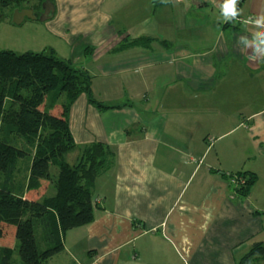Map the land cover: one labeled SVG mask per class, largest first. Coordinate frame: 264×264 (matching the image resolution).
<instances>
[{
	"label": "crops",
	"instance_id": "crops-1",
	"mask_svg": "<svg viewBox=\"0 0 264 264\" xmlns=\"http://www.w3.org/2000/svg\"><path fill=\"white\" fill-rule=\"evenodd\" d=\"M49 1L32 42L86 70L107 105L79 94L65 160L92 142L113 159L92 187L93 220L45 264H235L264 244V61L236 43L252 26L220 22L219 0ZM239 7L254 16L264 0ZM235 172L255 176L246 196Z\"/></svg>",
	"mask_w": 264,
	"mask_h": 264
},
{
	"label": "trees",
	"instance_id": "trees-1",
	"mask_svg": "<svg viewBox=\"0 0 264 264\" xmlns=\"http://www.w3.org/2000/svg\"><path fill=\"white\" fill-rule=\"evenodd\" d=\"M25 1L0 0V19L7 17L4 9H21ZM42 2L33 0L30 7L39 10ZM81 93L97 108H107L93 97L89 73L69 60L52 51L0 50V264H12L15 242L19 264H45L63 250L67 230L93 220L92 187L113 153L92 142L79 148L73 164L65 160L77 147L68 113ZM17 171L23 172L16 180ZM234 174L245 179L234 191L246 196L255 176L228 175ZM50 184L54 193L46 195ZM235 264H264V244H252Z\"/></svg>",
	"mask_w": 264,
	"mask_h": 264
},
{
	"label": "clouds",
	"instance_id": "clouds-1",
	"mask_svg": "<svg viewBox=\"0 0 264 264\" xmlns=\"http://www.w3.org/2000/svg\"><path fill=\"white\" fill-rule=\"evenodd\" d=\"M179 2L180 0H176V3ZM239 2L240 0H219V3L216 4L219 9L218 20L222 23L251 25L253 30L239 35L236 43L246 55H249L251 60L264 61V12L254 16H243Z\"/></svg>",
	"mask_w": 264,
	"mask_h": 264
},
{
	"label": "rangeland",
	"instance_id": "rangeland-1",
	"mask_svg": "<svg viewBox=\"0 0 264 264\" xmlns=\"http://www.w3.org/2000/svg\"><path fill=\"white\" fill-rule=\"evenodd\" d=\"M33 3V0H28L23 2V6L29 7ZM7 17L0 19V50H12L16 53H22L25 51H39L38 45L32 42V36L36 34L34 31L35 26H40L42 21L37 20L36 22L30 21V19H25L20 24H13L11 16L13 11L4 9L3 11ZM63 97L60 101H62ZM67 162H72L71 155L66 156ZM53 172H56L55 167H51ZM23 171H17L15 174V179L17 180ZM26 173V172H24ZM15 180V181H16ZM52 186V185H51ZM50 186L49 191H54V188ZM49 187V186H48ZM19 255L17 247L15 248L12 264H19Z\"/></svg>",
	"mask_w": 264,
	"mask_h": 264
},
{
	"label": "water",
	"instance_id": "water-1",
	"mask_svg": "<svg viewBox=\"0 0 264 264\" xmlns=\"http://www.w3.org/2000/svg\"><path fill=\"white\" fill-rule=\"evenodd\" d=\"M40 8L41 11L38 13V16L35 15L31 8H15L10 21L13 24H20L25 19L45 21L51 16L53 6L49 0H43Z\"/></svg>",
	"mask_w": 264,
	"mask_h": 264
},
{
	"label": "built area",
	"instance_id": "built-area-1",
	"mask_svg": "<svg viewBox=\"0 0 264 264\" xmlns=\"http://www.w3.org/2000/svg\"><path fill=\"white\" fill-rule=\"evenodd\" d=\"M228 179L230 181V184L234 187L243 185L245 183V179L238 174L234 175H228Z\"/></svg>",
	"mask_w": 264,
	"mask_h": 264
},
{
	"label": "flooded vegetation",
	"instance_id": "flooded-vegetation-1",
	"mask_svg": "<svg viewBox=\"0 0 264 264\" xmlns=\"http://www.w3.org/2000/svg\"><path fill=\"white\" fill-rule=\"evenodd\" d=\"M23 8H31L34 13L37 12V11H39V10H35L33 7H30V6L29 7H23Z\"/></svg>",
	"mask_w": 264,
	"mask_h": 264
}]
</instances>
